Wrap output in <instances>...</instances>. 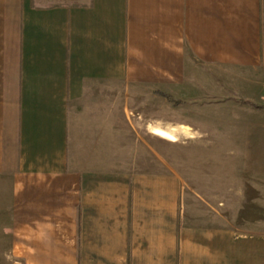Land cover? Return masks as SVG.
<instances>
[{"label":"crops","instance_id":"obj_1","mask_svg":"<svg viewBox=\"0 0 264 264\" xmlns=\"http://www.w3.org/2000/svg\"><path fill=\"white\" fill-rule=\"evenodd\" d=\"M197 92L264 112V0H0V264H264V175L145 118Z\"/></svg>","mask_w":264,"mask_h":264},{"label":"rangeland","instance_id":"obj_2","mask_svg":"<svg viewBox=\"0 0 264 264\" xmlns=\"http://www.w3.org/2000/svg\"><path fill=\"white\" fill-rule=\"evenodd\" d=\"M241 98L210 100L197 92L175 99L176 109L153 108L145 118L175 126L164 132L174 139H164V152L178 157L174 164L182 172L191 169L202 180L222 177L233 183L243 175L250 184L253 176L262 181L264 175V112L243 105ZM250 211L245 208L244 215Z\"/></svg>","mask_w":264,"mask_h":264},{"label":"bare ground","instance_id":"obj_3","mask_svg":"<svg viewBox=\"0 0 264 264\" xmlns=\"http://www.w3.org/2000/svg\"><path fill=\"white\" fill-rule=\"evenodd\" d=\"M156 134L160 135L161 137H164V138H168L169 140H171V138H169L164 132L160 131V130H155Z\"/></svg>","mask_w":264,"mask_h":264}]
</instances>
